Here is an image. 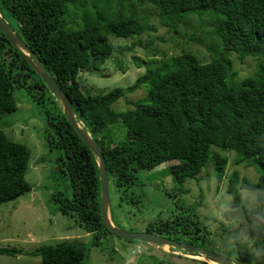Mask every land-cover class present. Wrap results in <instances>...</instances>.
I'll list each match as a JSON object with an SVG mask.
<instances>
[{
	"label": "trees",
	"instance_id": "obj_1",
	"mask_svg": "<svg viewBox=\"0 0 264 264\" xmlns=\"http://www.w3.org/2000/svg\"><path fill=\"white\" fill-rule=\"evenodd\" d=\"M0 15L15 22V34L63 91L77 123L99 146L108 182H113L117 192L136 188L139 175L172 161L177 163L164 171L177 187L196 179L209 163L219 186L228 159L218 151L233 152L237 166L256 167L264 183V0H0ZM149 17L168 32L188 36L187 42L201 46L210 61L201 63L187 51L167 55L151 49L147 59L132 57L136 68H144L133 84L101 95L84 93L78 74L97 71L111 57L110 38L132 39L133 44L141 45L138 37L157 31ZM193 20L197 27L187 33L185 28L192 27ZM155 41L162 39L152 38L145 47ZM10 52L23 69L20 72L32 77L30 88L38 94L36 104L43 106L47 101L56 108L48 88L0 31V117L17 110L14 93L27 79L13 65L2 63V54ZM232 54L240 62L250 57L255 60L249 77L236 79ZM141 89L143 98H128ZM121 99L129 107L113 110L112 105ZM47 121L45 146L59 152L60 172L70 188L69 195L53 194V211L93 235L90 247L98 246L99 238L113 233L101 220L95 158L61 111L49 114ZM115 125L123 130L120 138L112 134ZM29 161L27 147L9 140L0 130V207L31 192L25 180ZM240 181L249 182L232 173L226 190ZM140 192L138 195L145 196L144 190ZM140 196L126 194L125 199L134 203ZM173 207L167 217L157 216L144 232L176 243L187 240L188 245L219 255L196 209L183 201ZM159 252L181 264H207ZM17 255L38 257L41 264H86L88 246L64 240L31 252L0 248V256ZM250 260L241 251L236 264H250Z\"/></svg>",
	"mask_w": 264,
	"mask_h": 264
},
{
	"label": "rangeland",
	"instance_id": "obj_2",
	"mask_svg": "<svg viewBox=\"0 0 264 264\" xmlns=\"http://www.w3.org/2000/svg\"><path fill=\"white\" fill-rule=\"evenodd\" d=\"M149 21L155 23L157 31L138 37L141 45L133 44L134 40L132 39L110 38L114 47L111 57L103 65H100L97 71L88 69L78 74L77 80L84 93L101 95L114 88H125L133 84L144 73V68H136L132 57L147 59L149 56L147 53L151 49L164 51L167 55H177L182 51H187L196 56L201 63L210 61V55L201 46L187 42L188 36L168 32L158 25L154 17H149ZM5 22L13 32L16 30L13 20ZM192 22V27L185 28L187 33L197 27L196 21ZM183 32V30L180 31V33ZM156 37L161 38L162 41H155L151 47L146 48V43ZM13 49L25 61L18 50L14 47ZM12 55V52L8 55L2 54V63L6 66L13 65L16 72L27 79L26 82L22 81L20 86L16 87L14 93L17 110L0 117V130L9 140L27 147L30 161L25 180L32 189L29 194L0 207V248H14L20 252H31L42 246L54 245L64 240H78L88 246L86 264H128L129 261L130 264H181V260L176 258H164L159 250L167 255L212 264V261L206 257L195 256L185 252L186 250L178 251L169 246L158 247L140 241L126 242L115 234L106 233L105 237L99 238L98 246L90 247L93 235L82 232L79 227L75 226L71 218L53 211L50 201L53 194L56 192L70 194L69 182L60 172L59 152L50 151L44 141L45 131L49 126L48 115L55 114L58 110L63 113L62 107L53 96L54 100H52L56 104V108H53L47 101L43 102V106L36 104L35 100L38 94H36L35 88H30L34 81L31 76H27L25 71L20 72L23 69L20 68L19 62L15 61ZM232 61L233 68L238 73L236 79L242 80L253 73L256 63L253 58H246L240 62L232 54ZM144 95L145 92L141 89L129 94L128 98L136 100L143 98ZM128 107L123 99L112 105V109L119 112L125 111ZM78 125L82 127L81 124L78 123ZM111 129H113L112 134L120 138L123 130L118 125ZM218 152L228 159L225 178L219 186H217L214 170L209 163L196 179L177 187L171 176H167L164 171L166 167L176 164L175 161L162 164L151 173L139 175L137 187L130 188L127 193L117 192L113 182L109 180L108 215L113 226L131 234L142 233L157 216L167 217L170 210L174 208L173 204L180 201L185 202L188 206H193L200 222L206 225L202 213L214 194L218 191H226L228 178L232 173H238L240 178H246L251 183H261V174L256 167L237 166L234 164L236 157L233 152ZM176 188L177 190H175ZM141 190L146 192L145 196L138 195ZM175 191L178 192L175 194ZM132 193L134 196H140L134 203L125 199L126 194ZM168 194H175V196L169 198ZM208 230L210 231L209 228ZM185 241L187 242V240ZM186 242L183 243L186 244ZM211 246L213 250H217L213 247V241H211ZM132 251L135 253L130 256ZM0 264H41V262L38 257L17 255L14 257L0 256Z\"/></svg>",
	"mask_w": 264,
	"mask_h": 264
},
{
	"label": "clouds",
	"instance_id": "obj_3",
	"mask_svg": "<svg viewBox=\"0 0 264 264\" xmlns=\"http://www.w3.org/2000/svg\"><path fill=\"white\" fill-rule=\"evenodd\" d=\"M202 216L220 255L212 264H236L241 251L250 264H264V183L240 181L218 191Z\"/></svg>",
	"mask_w": 264,
	"mask_h": 264
},
{
	"label": "water",
	"instance_id": "obj_4",
	"mask_svg": "<svg viewBox=\"0 0 264 264\" xmlns=\"http://www.w3.org/2000/svg\"><path fill=\"white\" fill-rule=\"evenodd\" d=\"M0 31L5 36L6 40L18 50V53L25 59L26 63L29 67L34 71V73L42 80L44 85L48 87L51 95L59 102L62 107L63 115L68 120L69 124L76 131L79 138L86 144L89 151L93 154L97 169L99 173V181H100V197H99V206H100V215L101 220L104 227L110 232L118 236L120 239L126 242L132 241H140L152 245H156L158 247L169 246L175 249L187 250L197 253L203 257H209L212 261L214 259H220V256L215 255L214 253L202 249L196 246L176 243L174 241L168 240L164 237H160L151 233H127L116 227L110 221L108 215V207H109V194H108V176L106 165L104 161L103 154L97 145V143L87 134L82 127H80L76 121V117L72 110L71 104L67 100L63 91L60 87H58L53 80V78L46 73L42 65L40 64L37 57L34 53L18 38V36L11 30L9 25L3 20L0 15Z\"/></svg>",
	"mask_w": 264,
	"mask_h": 264
},
{
	"label": "crops",
	"instance_id": "obj_5",
	"mask_svg": "<svg viewBox=\"0 0 264 264\" xmlns=\"http://www.w3.org/2000/svg\"><path fill=\"white\" fill-rule=\"evenodd\" d=\"M112 223V222H111Z\"/></svg>",
	"mask_w": 264,
	"mask_h": 264
}]
</instances>
